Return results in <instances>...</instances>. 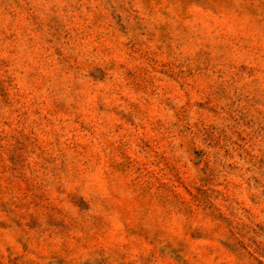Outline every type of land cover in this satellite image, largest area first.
I'll return each instance as SVG.
<instances>
[{
    "label": "rangeland",
    "instance_id": "obj_1",
    "mask_svg": "<svg viewBox=\"0 0 264 264\" xmlns=\"http://www.w3.org/2000/svg\"><path fill=\"white\" fill-rule=\"evenodd\" d=\"M0 264H264V0H0Z\"/></svg>",
    "mask_w": 264,
    "mask_h": 264
}]
</instances>
